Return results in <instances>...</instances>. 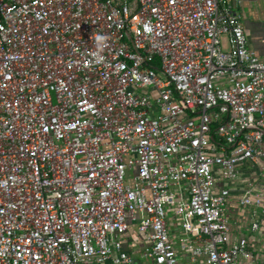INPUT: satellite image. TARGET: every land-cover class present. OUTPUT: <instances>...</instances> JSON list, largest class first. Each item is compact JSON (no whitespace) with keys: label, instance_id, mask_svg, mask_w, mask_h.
<instances>
[{"label":"built area","instance_id":"2783aa9c","mask_svg":"<svg viewBox=\"0 0 264 264\" xmlns=\"http://www.w3.org/2000/svg\"><path fill=\"white\" fill-rule=\"evenodd\" d=\"M240 3L0 0V264H264Z\"/></svg>","mask_w":264,"mask_h":264},{"label":"crops","instance_id":"0c3cea01","mask_svg":"<svg viewBox=\"0 0 264 264\" xmlns=\"http://www.w3.org/2000/svg\"><path fill=\"white\" fill-rule=\"evenodd\" d=\"M235 9L242 16L249 47L264 59V0H241Z\"/></svg>","mask_w":264,"mask_h":264},{"label":"rangeland","instance_id":"374dc122","mask_svg":"<svg viewBox=\"0 0 264 264\" xmlns=\"http://www.w3.org/2000/svg\"><path fill=\"white\" fill-rule=\"evenodd\" d=\"M139 27H140V25H139V23H138V20L135 19V20H134V32H135V31H138Z\"/></svg>","mask_w":264,"mask_h":264}]
</instances>
